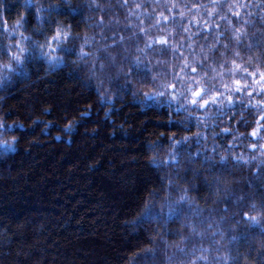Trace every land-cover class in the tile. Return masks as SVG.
Listing matches in <instances>:
<instances>
[{
	"label": "trees",
	"instance_id": "trees-1",
	"mask_svg": "<svg viewBox=\"0 0 264 264\" xmlns=\"http://www.w3.org/2000/svg\"><path fill=\"white\" fill-rule=\"evenodd\" d=\"M35 2L48 7L60 0ZM71 3L84 6L79 15L69 16L64 12L59 16L53 13L52 17L73 24L81 35L95 34L99 43L111 44L114 34L117 40L121 35L125 37L124 43L113 49L117 66L108 69L113 77L119 65L123 64L126 70L130 61L141 55L144 63L138 70L143 71L146 66L171 80L174 74L184 75L180 68L187 59L198 67L199 76L204 77L205 82L223 92L222 83H230L232 79L252 83L246 73L237 71L233 76L227 71L232 67L231 60L252 71L255 62L249 65L248 57L259 56L264 50V0H219L214 11L212 0H127L125 6H121L123 0H101L108 9L105 21H119L105 32L109 37L107 41H101L100 29L93 27L101 13L88 10L87 0H71ZM138 4L141 7L137 8ZM23 5L24 0H0V25L6 20L12 27L25 13ZM235 12L240 15H234ZM161 14L168 19L164 20ZM26 19L24 28L16 32L24 31L25 35L42 40L43 36L35 32L39 24L34 9L28 12ZM141 27L147 35L139 31ZM234 28L247 33L239 43L234 39ZM161 35L177 49L175 53L171 47L161 45H153L145 54L137 53L136 49L144 48L145 42H151L150 38ZM79 43L78 40L70 42L77 47ZM214 43L216 48L208 54L210 59L204 60L201 50L206 52ZM249 44L256 47L249 51ZM162 47L166 49L163 55L159 51ZM234 51H239L240 56H235ZM74 60L75 56L66 57V66L61 65L51 72L45 71L44 61L33 60L27 65L26 76L14 75L0 85V97H3L0 119L8 124L23 125L11 133L19 141L16 150L0 157V264H169L168 257L174 258L173 264H187L189 259L195 258L191 255L193 247L197 249L195 255L199 256V249H208L211 238L192 237L186 244L189 255H182L173 246L178 243L185 246L177 235L182 231L181 221H175L167 226V235L162 240L157 238V258L144 257L141 249L151 246L149 238L165 230L157 224L133 223L143 201L151 199L148 196L151 190H159L161 197L167 195L161 189V177L174 176L178 171L175 167L162 168L149 163V157L164 160L174 150L168 139L173 132L176 133L174 139L182 143L179 171L186 176V180L179 183L182 187L195 184L189 196L199 206L202 216L214 223L218 233L215 239L220 240L219 233L224 235L219 253L215 250L217 245L211 244L208 264H215L217 255L223 256L225 251L236 258V264H264V256L256 251L258 245L249 235L252 232L258 238L259 230L244 226L234 228L235 220L240 219L239 211L247 207L251 198L258 202L264 195V182L259 175L264 168V156L260 154L264 150L259 148V144H264L261 138L264 131L257 137L248 134L257 127L258 121L264 124L261 119L264 113L249 104L251 88L231 93L234 103L222 106L224 114L213 116L206 124H198L196 119L204 117V110L192 109L185 128L169 123V120L175 122L177 117L188 116L187 112L177 111V102L167 96L144 101L142 93L133 97L131 91L120 90L122 79L113 80L111 86L106 79L105 87H110L106 95H110L112 101H101L96 80L89 78L86 66L79 61L72 63ZM213 68L224 73L222 79ZM185 72L196 75L190 68ZM213 76L216 79L209 80ZM20 86H24L25 91L16 109L11 100ZM258 99L264 97L253 92L252 104ZM219 107L210 104L208 114L217 113ZM45 108L51 111H43ZM85 110L89 115L82 117L80 113ZM70 122L75 127L68 130L65 126ZM226 127L231 131L224 132ZM197 132L199 137L192 135ZM185 135L190 137L188 142L182 140ZM253 143L257 144L256 149L249 146ZM190 153L198 154L201 161L205 157H210L212 162L219 161L221 155L228 159L217 164L211 173L202 168L199 178L194 179L190 171L183 169ZM233 156H243L245 160L255 156L256 159L244 164L233 160ZM194 166L201 167L199 163ZM221 174L233 181L236 196L245 197L242 206L234 203V197L218 199L213 195L215 183L209 186L204 177L211 180ZM179 194L174 192L173 197ZM186 215L191 216V211L186 210ZM232 236L237 240L229 243Z\"/></svg>",
	"mask_w": 264,
	"mask_h": 264
},
{
	"label": "snow or ice",
	"instance_id": "snow-or-ice-1",
	"mask_svg": "<svg viewBox=\"0 0 264 264\" xmlns=\"http://www.w3.org/2000/svg\"><path fill=\"white\" fill-rule=\"evenodd\" d=\"M219 0H212L213 11L215 6L218 4ZM127 0H123L121 6H125ZM25 13L15 21L12 27H9L7 21L5 20L2 25H0V37L3 40L0 41V85H4L12 79L14 75L26 76L27 75V65L33 60H42L47 64L46 72L56 71L61 65L66 66V57L75 56L77 61L81 62L84 66L88 68L90 73L89 78L96 80V90L98 97L101 101L107 100L112 101L110 95H106L110 91V87H105L106 79L107 83L111 86L113 80L122 79V83L119 85L121 91H131L133 97L137 93H142L141 99L148 101L149 99L155 100L158 97H169L173 102L178 103L177 111H184L188 113V116L177 117V120L173 122L169 120L170 124H180L187 128L186 123L189 117L192 115V109L204 110V117H196L197 123L206 124L207 120L213 116L223 115V107L225 104L232 105L234 103V98L231 93L241 92L242 88H251L248 92L249 104L252 107H258L262 113H264V99H258L252 104L253 92H256L261 97H264V50L260 51L259 56L248 57L247 63L249 65L255 62L254 70L250 71L249 67L243 66L237 63L235 59L231 60L232 67L227 69L231 75H235L237 71L246 73L247 76L252 78V83L249 85L246 80L232 79L230 83H222L224 89L223 92L216 91L215 85H210L205 82L204 77L199 76V70L197 66L189 63L187 59L184 60L180 72L184 75L174 74L171 80L162 77L159 73L153 72L151 68L145 66V70L140 71L144 61L141 55H136L132 61H130L127 69H124L123 64L117 67L116 76L113 77L108 73V69L117 66V57L113 54V49L120 47L124 41L125 37L120 36L119 40L115 38V34L112 37V43H99L96 40V35L89 36L87 32L81 35L80 32L75 31L73 24L66 23L63 19H54L52 17L53 13L57 15H62L67 12L69 16L72 13L79 15L80 10L84 7L83 5L73 6L71 0H60L57 4H50L45 7L43 4L37 5L35 0H24ZM175 7V5H173ZM87 9L93 12H100L101 15L95 20L93 27L100 29L98 35L101 41H107L109 37L105 35L107 30H111L113 23H119V21L108 20L105 21V13L107 8H105L101 0H87ZM111 7V5H109ZM137 8L141 5H136ZM194 7L199 8L200 5H194ZM231 7V6H229ZM35 10V19L37 20L39 27L35 29V32L43 36V39H33L31 35H25L24 31L16 32V29H23L27 23V14L30 10ZM212 15V12H209ZM234 15L239 16V12H235ZM164 20L168 17L163 16ZM224 19V17H221ZM157 24L160 23L159 20L156 21ZM141 33L147 35V31L141 27L139 29ZM187 31V29H185ZM234 39L239 43L243 35H247L246 32H242L241 28H234ZM135 36L136 34L133 33ZM80 41L78 47L75 44H70L71 41ZM151 42H145L144 48H137V53L145 54L146 49H152L153 45H161L171 47L173 53L177 49L170 45L169 39L164 35L158 38H150ZM255 44H249L248 49L251 51ZM216 48V44H212L207 51L201 50L203 53V59H210L209 53H212ZM224 48L227 49L228 45L225 44ZM127 51V49H125ZM160 53L163 55L166 51L165 48L159 49ZM55 53H62V55H54ZM182 55V54H181ZM221 56L224 53L220 54ZM235 56H240L239 51H234ZM203 67V65H200ZM221 68L224 67L223 64L220 65ZM190 68L191 73L196 75H189L185 72V69ZM216 72V69H212ZM107 74V76H106ZM204 76H208L205 72ZM216 76H224L223 72H216ZM216 76L209 77V80H215ZM199 77V78H198ZM3 99V97H0ZM183 100V103H179ZM210 104L220 105L217 109V113L208 114L207 109ZM89 108L91 105L88 106ZM45 112H50L51 108L43 109ZM108 113H105L107 115ZM80 115L87 116L89 112L87 110L80 113ZM264 119V116L261 117ZM35 123V121H33ZM23 127V125L8 124L4 120L0 119V157H5L16 150L18 145V138L13 135L11 141L6 140L4 137L8 133H12L16 127ZM47 127V125H45ZM68 130L75 127L74 123H69L65 126ZM224 132H230V128H224ZM261 131H264V124L257 122V127L253 128L249 135L252 137H257ZM176 133L173 132L172 135L168 137L172 141L173 151L168 153L167 159L157 160L156 156L149 157V163L156 165L157 167H175L178 171L175 175H165L161 177V189L167 193V195L161 197L159 195V190L153 189L148 193L151 199H145L143 201L142 208L139 214L134 219L133 223L140 225L142 223L157 224L163 232L155 233L148 240L151 245L147 248H142L141 252L144 257H151L153 260L157 258L158 243L157 238L163 239L167 235L166 228L170 223L175 221H181L182 231L178 232L181 242L185 246H181L179 243L173 245L176 251L182 255H189V250L186 246L187 241L192 237H199L204 240L206 237L211 238V244L217 245L215 249L219 253L222 247L221 241L224 239L223 233H219L220 240H216L215 237L218 234L214 228V223L210 221L209 218H204L202 216L201 210L198 205H195L194 200L189 196V192L195 187L194 183H189L187 187H182L179 183L180 180H186V176L180 174L179 169H181L182 161L179 156L180 149L182 147L181 140H175ZM193 136L199 137L200 133H192ZM264 139V137H261ZM234 139H236L234 137ZM184 142H188L190 137L185 135L182 137ZM199 142V141H197ZM251 148L256 149L257 144L253 143L249 145ZM259 148L264 150V144H259ZM261 156H264V151H261ZM228 157L221 155L219 161L212 162L210 157H205L202 161L198 159V154L190 153L187 157L186 162L183 163V169L185 172L190 171L194 179H198L201 175V169L211 173L216 169L217 164L225 163ZM233 160L237 162L243 161L244 164L250 163V161L255 160L256 157L252 156L245 160L243 156H233ZM199 163L201 167H195L194 165ZM264 163V162H262ZM260 178L264 182V168L260 169ZM205 182L211 186L215 183V192L213 195L218 199H227L229 197H234V203L240 207L244 204L245 197L243 195L236 196L232 188L233 181L228 180L223 174L213 176L211 180L208 177H204ZM174 192H179L178 196L173 197ZM195 205V206H194ZM186 210L191 211V216L186 215ZM239 220H235L234 228L244 226L246 229H258L257 234L250 232L258 247L256 251L264 256V195H262L257 202L255 198H251L247 204V207L239 211ZM221 220L225 217H221ZM237 240L236 236H232L229 243ZM167 245V242L165 241ZM211 244L208 249L201 247L199 249L200 255L196 256L195 253L197 249L193 247L191 255L194 259H189L187 264H198V262L203 261L204 264H208L209 256L208 253L212 251ZM139 255V254H137ZM239 255V253L237 254ZM173 257H168L169 264H173ZM236 264V258L232 257L229 251H225L223 256L217 255L215 258V264Z\"/></svg>",
	"mask_w": 264,
	"mask_h": 264
},
{
	"label": "rangeland",
	"instance_id": "rangeland-1",
	"mask_svg": "<svg viewBox=\"0 0 264 264\" xmlns=\"http://www.w3.org/2000/svg\"><path fill=\"white\" fill-rule=\"evenodd\" d=\"M24 91H25V87L24 86H20L15 94L12 97L11 103L14 106V108L18 109L20 102H21V98L22 96H24Z\"/></svg>",
	"mask_w": 264,
	"mask_h": 264
},
{
	"label": "clouds",
	"instance_id": "clouds-1",
	"mask_svg": "<svg viewBox=\"0 0 264 264\" xmlns=\"http://www.w3.org/2000/svg\"><path fill=\"white\" fill-rule=\"evenodd\" d=\"M13 135H14V134L8 133V134H6V135H5V137H4V138H5L6 140H9V141H11V139H12Z\"/></svg>",
	"mask_w": 264,
	"mask_h": 264
}]
</instances>
